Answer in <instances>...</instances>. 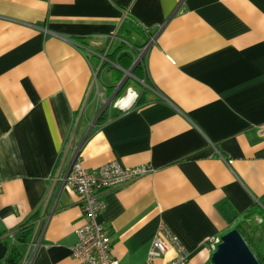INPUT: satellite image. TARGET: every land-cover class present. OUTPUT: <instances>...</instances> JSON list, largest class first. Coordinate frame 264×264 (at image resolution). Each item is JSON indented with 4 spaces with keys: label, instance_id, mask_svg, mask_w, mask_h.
Listing matches in <instances>:
<instances>
[{
    "label": "crops",
    "instance_id": "crops-1",
    "mask_svg": "<svg viewBox=\"0 0 264 264\" xmlns=\"http://www.w3.org/2000/svg\"><path fill=\"white\" fill-rule=\"evenodd\" d=\"M152 38L147 84L128 78L89 125L99 53L135 60ZM77 151L91 170L152 167L106 196L119 264H145L162 222L187 264H214L210 239L264 209V0H0V234L41 220L33 264H85L71 251L82 201L60 179Z\"/></svg>",
    "mask_w": 264,
    "mask_h": 264
},
{
    "label": "built area",
    "instance_id": "built-area-1",
    "mask_svg": "<svg viewBox=\"0 0 264 264\" xmlns=\"http://www.w3.org/2000/svg\"><path fill=\"white\" fill-rule=\"evenodd\" d=\"M108 37L112 41L117 38V35L109 34ZM153 40L154 38L138 50L134 60L136 65L144 63L147 50ZM122 41L132 46L127 40L122 39ZM77 45L83 49L85 47L79 42H77ZM99 55L101 57V67L94 68L95 84L103 67L109 65L122 68L117 61L111 59L108 49L103 53H99ZM122 84L121 80L116 85L115 91ZM150 171H152V167L149 165L124 166L118 161H111L91 170L84 166L79 151L75 153L67 169L60 176L63 185L73 188L80 195L85 212V222L77 229L78 240L71 247L72 255L75 258L85 264H119V260L112 253V239L109 228L100 218L107 205L106 196L112 189L132 182ZM1 187L2 182L0 181ZM41 225V220L35 221V236L29 242L20 264H33L40 243V240L36 239V233ZM7 238L11 239L13 243L18 241L16 231L9 230L1 235L2 241ZM220 241L221 237L213 236L210 239V245L216 249ZM170 250H174L176 255L164 264H187L189 250L180 237L166 223L162 222L159 233L152 240L145 264H155L156 258L165 256Z\"/></svg>",
    "mask_w": 264,
    "mask_h": 264
},
{
    "label": "trees",
    "instance_id": "trees-1",
    "mask_svg": "<svg viewBox=\"0 0 264 264\" xmlns=\"http://www.w3.org/2000/svg\"><path fill=\"white\" fill-rule=\"evenodd\" d=\"M116 54V53H115ZM110 56V55H109ZM111 57V56H110ZM117 61L124 67L129 68L132 66L134 58L133 55L128 52H124L122 55L118 56ZM134 74L139 79H145L147 81L146 75H144V66L143 63L135 65ZM124 77V72L118 70L115 75V80H122ZM129 80H126L121 88L118 90L116 95L127 86ZM116 86L112 87L111 93L115 90ZM143 98L137 100V104L143 102ZM104 113L100 115L97 123L102 121ZM261 216L262 220L259 221L257 216ZM35 215L31 216L25 223L22 224L20 232L17 235L18 241L9 246L8 253L4 260L0 261V264L11 263V264H20L22 258L24 257L27 251V245L30 242V235L34 230V219ZM246 225H249L248 227ZM237 227L240 229L248 244L256 254L257 258L260 260L261 264H264V209L260 205L255 204L249 208L243 215L242 220L238 223ZM1 241V234H0ZM7 243V241L5 240Z\"/></svg>",
    "mask_w": 264,
    "mask_h": 264
},
{
    "label": "water",
    "instance_id": "water-1",
    "mask_svg": "<svg viewBox=\"0 0 264 264\" xmlns=\"http://www.w3.org/2000/svg\"><path fill=\"white\" fill-rule=\"evenodd\" d=\"M135 65L136 63L128 71H133ZM126 80H128L127 74L122 78V82ZM7 253L8 245L0 241V261L5 259ZM212 260L214 264H261L238 227H234L222 235L221 241L212 255Z\"/></svg>",
    "mask_w": 264,
    "mask_h": 264
},
{
    "label": "rangeland",
    "instance_id": "rangeland-1",
    "mask_svg": "<svg viewBox=\"0 0 264 264\" xmlns=\"http://www.w3.org/2000/svg\"><path fill=\"white\" fill-rule=\"evenodd\" d=\"M127 74H128V78H130V79L134 80L136 78L134 71H129V72H127ZM114 79L115 78H114L113 72L104 71L101 76H98L97 81H96V85H97L98 90L95 88V90H96L95 98L97 100L98 106H97L96 110H92V111H90V109L88 108L87 114L89 113V115H90L89 116V118H90L89 125L95 124V122L98 120L99 115L101 114L102 110H104L105 108H108L111 105V103L114 99V96L116 95L118 90L121 88L122 85L118 88L117 91H115L116 90L115 89L112 97H110L111 93L108 95L103 94L102 89L104 88V85L112 84ZM142 84L143 85L147 84V82L145 80H142ZM83 114H85V113H83Z\"/></svg>",
    "mask_w": 264,
    "mask_h": 264
},
{
    "label": "flooded vegetation",
    "instance_id": "flooded-vegetation-1",
    "mask_svg": "<svg viewBox=\"0 0 264 264\" xmlns=\"http://www.w3.org/2000/svg\"><path fill=\"white\" fill-rule=\"evenodd\" d=\"M124 83V82H123ZM123 85V84H122Z\"/></svg>",
    "mask_w": 264,
    "mask_h": 264
}]
</instances>
